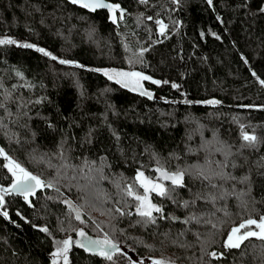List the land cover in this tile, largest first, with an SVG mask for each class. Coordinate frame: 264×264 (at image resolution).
Masks as SVG:
<instances>
[{"label": "trees", "instance_id": "1", "mask_svg": "<svg viewBox=\"0 0 264 264\" xmlns=\"http://www.w3.org/2000/svg\"><path fill=\"white\" fill-rule=\"evenodd\" d=\"M107 1L0 0V264H55L65 240L68 264H264L260 237L225 246L264 218V0ZM6 157L44 186L14 194ZM141 172L167 192L150 218Z\"/></svg>", "mask_w": 264, "mask_h": 264}, {"label": "snow or ice", "instance_id": "2", "mask_svg": "<svg viewBox=\"0 0 264 264\" xmlns=\"http://www.w3.org/2000/svg\"><path fill=\"white\" fill-rule=\"evenodd\" d=\"M72 3H80V5L84 8L91 9L92 11H95L97 8H107L113 12H115V9L118 7L116 5L105 3L104 0H72ZM209 3H211V0H209ZM113 19H115V16H113ZM165 26L162 25V31ZM16 41L11 39L6 40H0V44H15ZM23 47H33V45L25 44ZM37 51L44 52L43 49H37ZM45 55H50V53L45 52ZM55 59V57H53ZM61 63H68L67 61H60ZM105 75H108L109 78H112V75H110L107 71L104 73ZM116 76L121 77H133L135 78V85L136 89H142V85L140 84V81L142 80H151V77L144 76L141 73H127V72H115ZM119 82V81H118ZM155 84H159L160 81H152ZM262 84H264V81H261ZM128 84L125 83V87H127ZM173 87H177V85L173 84ZM142 94H148L146 92L142 91ZM209 104L218 103V101H208ZM242 139L248 143H253L256 141L255 135H249L247 132H244L242 135ZM0 155H4L3 151L0 150ZM9 159L10 163L9 165H6L8 167L9 171L12 172V174L16 177V182L12 185L13 189H15L18 192H22L25 195L29 193H33L35 188L37 186H44L43 181H41L38 177L33 176L31 173L27 172L24 168H22L19 164H17L14 161H11V158L6 157ZM163 179L170 180L172 184H180L182 183L183 173H176V174H168V173H162ZM141 177H143V173H139L137 176V180H141ZM34 182V183H33ZM49 187L51 185H48ZM150 186V187H149ZM141 187L144 189L145 195L141 196L139 194H135V199L140 201V207H138L137 211L141 216L144 217H151L152 211L155 210L156 212L162 211V209L156 207L155 205L151 204L148 193L149 192H156L158 195H166L167 192L163 188L162 185L158 183H154L151 180H148L147 178H144L141 181ZM129 195H134L131 191L128 193ZM3 203V196H0V204ZM7 215V213H4ZM79 213L77 214V219H79ZM255 225L260 231H244L243 234L241 233L242 229H249L251 226ZM44 231H47V229H44ZM81 236H85V233L83 231H80L79 233ZM250 236H258L261 239H264V218H261L260 221H257L255 219H249L246 222L241 223L238 227H234L231 230V234L227 238L226 247L233 248V247H239L240 242L247 239ZM235 237V239H234ZM64 248L59 249L58 253L63 251L66 252L68 246L71 244V241L66 240L63 242ZM111 242L105 238L104 240H89L88 246H91L92 248H98L100 250L101 255H106L108 259H111V256L107 254V252L104 251V247L107 245H110ZM81 247H85L84 244L80 245ZM111 247L114 249L116 246L114 244H111ZM211 255L215 256V253H212ZM156 264H162V262L157 261Z\"/></svg>", "mask_w": 264, "mask_h": 264}, {"label": "rangeland", "instance_id": "3", "mask_svg": "<svg viewBox=\"0 0 264 264\" xmlns=\"http://www.w3.org/2000/svg\"><path fill=\"white\" fill-rule=\"evenodd\" d=\"M115 72H124V71H115ZM127 73H130V72H127ZM115 80L116 81H119V83H121V84H123L124 86H125V83H127L128 84V88H132V89H135L136 87H134V81H135V78H133V77H121V76H116V78H115ZM145 81V80H144ZM141 85H142V89H136V90H143V88H144V83H140ZM171 175V174H170ZM144 178H147L148 180H151V179H149L147 176H146V174H144L143 173V177H141V180H139V182L141 183V181L144 179ZM166 180V179H165ZM152 182H154V183H158V184H160V185H162L160 182H158V181H155V180H151ZM163 186V185H162ZM150 187V186H149ZM150 193V192H149ZM0 196H2V194H1V191H0ZM151 202V201H150ZM152 204V203H151ZM260 221V220H259ZM248 230H250V231H255V232H259L260 230L255 226V225H253V226H251L249 229H242L241 230V233L240 234H243V232L244 231H248ZM250 237H258V236H250ZM249 238V237H248ZM234 239H235V237H234ZM87 240H90V238L89 237H86V236H83V237H81V238H79V242H78V244H85V243H87ZM66 241V240H65ZM69 241H71V240H69ZM244 241V240H243ZM242 241V242H243ZM64 242V241H63ZM63 242H61L60 244H58L57 245V247H56V249H55V252H54V254H53V260H54V263L55 264H68V262H69V249H70V247H71V245H72V241H71V244L68 246V248H67V251L66 252H63V251H61V252H59L58 253V250L59 249H63L64 248V243ZM242 242H240V244L242 243ZM104 251L105 252H107V254L108 255H111L112 254V247H111V245H107V246H105L104 247ZM98 254H100V250H98V252H97ZM139 264H156L155 262H148V263H142V262H138Z\"/></svg>", "mask_w": 264, "mask_h": 264}, {"label": "water", "instance_id": "4", "mask_svg": "<svg viewBox=\"0 0 264 264\" xmlns=\"http://www.w3.org/2000/svg\"><path fill=\"white\" fill-rule=\"evenodd\" d=\"M104 2L110 4L107 0H104ZM96 10H104V11H106V10H109V9H107V8H97ZM159 176H160V175H159ZM33 183H34V182H33ZM37 189H38V186L35 188L34 192H36ZM11 191H12L14 194H17V195H25V194L22 193V192H18V191H16L15 189H13V187H12ZM34 192H33V193H34ZM29 194H31V193H29ZM137 209H138V208H137ZM137 209H135V210L131 213V216H134V215H140L139 212L137 211ZM85 249H86L87 251L91 252V253H97L98 250H99L98 248H92L91 246H88V242L85 244Z\"/></svg>", "mask_w": 264, "mask_h": 264}, {"label": "flooded vegetation", "instance_id": "5", "mask_svg": "<svg viewBox=\"0 0 264 264\" xmlns=\"http://www.w3.org/2000/svg\"><path fill=\"white\" fill-rule=\"evenodd\" d=\"M89 240H87V242H88Z\"/></svg>", "mask_w": 264, "mask_h": 264}]
</instances>
